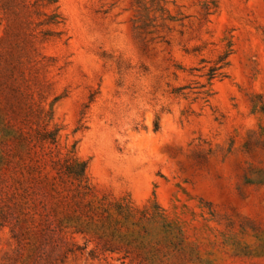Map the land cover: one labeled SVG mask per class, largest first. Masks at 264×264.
<instances>
[{
  "label": "rangeland",
  "instance_id": "374dc122",
  "mask_svg": "<svg viewBox=\"0 0 264 264\" xmlns=\"http://www.w3.org/2000/svg\"><path fill=\"white\" fill-rule=\"evenodd\" d=\"M57 1L61 34L16 53L0 119L52 112L54 152L86 162L94 197L172 242L138 264H264V0ZM93 245L60 264L138 262Z\"/></svg>",
  "mask_w": 264,
  "mask_h": 264
},
{
  "label": "trees",
  "instance_id": "16d2710c",
  "mask_svg": "<svg viewBox=\"0 0 264 264\" xmlns=\"http://www.w3.org/2000/svg\"><path fill=\"white\" fill-rule=\"evenodd\" d=\"M61 24L57 0H0L1 88L4 77L24 69L16 53L36 51V42L58 37ZM18 115L16 125L0 119V229L9 228L13 243L0 264H60L92 241L93 257L117 253L122 263L137 258V264L151 253L168 259L170 239L143 242L129 234V213L120 205L113 212L94 197L86 162L73 152H54L58 129L50 127L51 111L30 106L22 112L19 107ZM11 144L13 152L8 154L5 149ZM140 231L149 233L147 225H140ZM75 235L84 239L83 245Z\"/></svg>",
  "mask_w": 264,
  "mask_h": 264
}]
</instances>
